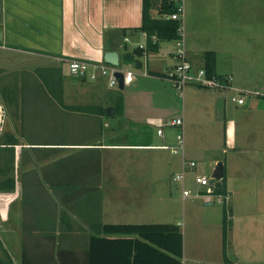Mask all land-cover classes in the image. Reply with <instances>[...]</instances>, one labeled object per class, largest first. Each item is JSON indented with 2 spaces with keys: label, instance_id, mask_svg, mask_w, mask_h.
Instances as JSON below:
<instances>
[{
  "label": "crops",
  "instance_id": "0c3cea01",
  "mask_svg": "<svg viewBox=\"0 0 264 264\" xmlns=\"http://www.w3.org/2000/svg\"><path fill=\"white\" fill-rule=\"evenodd\" d=\"M0 4V182L9 176L15 186L0 190V264H86L92 233L129 236L95 229L103 223L181 226L176 216L144 208L175 206L164 176L171 170V181L184 158L197 166L187 171L191 194L181 189V263L264 264V0H186L193 68L213 50L218 75L259 92L243 104L231 100L232 88L194 83L181 99L166 74L175 64L172 41L144 51L122 45L125 34L144 39L135 28L142 0ZM106 50H117L118 65L133 72L124 88L70 73L67 59ZM179 116L184 154L165 147L178 132L167 122ZM216 170L228 192L217 205L197 194L194 179ZM151 253L138 264H166Z\"/></svg>",
  "mask_w": 264,
  "mask_h": 264
},
{
  "label": "trees",
  "instance_id": "16d2710c",
  "mask_svg": "<svg viewBox=\"0 0 264 264\" xmlns=\"http://www.w3.org/2000/svg\"><path fill=\"white\" fill-rule=\"evenodd\" d=\"M174 6L172 0H143V21L140 26L135 28L140 33L148 34L147 48L134 47V50L144 51L152 47L156 48L160 41H172L177 36L178 20L163 16L165 13L171 12ZM154 33L158 36L156 42L151 39V35ZM124 47L126 48L127 45ZM204 59L207 74L218 75L215 70V52L213 50L205 51ZM8 180L9 184H6L7 181L0 182V190L14 189L13 178L8 176ZM220 186L217 191L227 194L225 185L220 184ZM95 229L118 235L129 234V236L107 237L92 233L86 264H138L142 260L145 250L152 252L153 259L161 260L165 257L166 264H173V262L182 264L179 257L183 256L184 244L183 231L179 224L171 222L103 223L95 226Z\"/></svg>",
  "mask_w": 264,
  "mask_h": 264
},
{
  "label": "built area",
  "instance_id": "2783aa9c",
  "mask_svg": "<svg viewBox=\"0 0 264 264\" xmlns=\"http://www.w3.org/2000/svg\"><path fill=\"white\" fill-rule=\"evenodd\" d=\"M174 2V9L165 13L163 16L178 20L177 36L172 40V56L175 60V64L167 71V77L171 80L173 86L177 88L180 96H184L185 87L194 83L198 86L226 89L232 88L236 92L231 96V100L243 104L247 95L258 94V91L242 90L233 86V75H208L205 67L197 69L193 68L191 61L188 58V52L186 47V32H185V0H172ZM143 40H132V36L127 34L123 37V46L127 43H132L135 47L142 49L147 48V36L146 32H141ZM151 39L153 42L158 40L157 34H152ZM68 68L71 74L80 78H88L95 80L100 76L106 78L107 83L110 86L118 85V77L115 75L116 71H121L124 74L125 83L129 82L133 78V72L126 70L119 65L111 64L105 60H92L85 58H70L67 59ZM167 124L176 125L178 132L176 134V142L173 145H165L169 147L174 153H185L186 137L184 120L181 116L175 117ZM163 132L162 128L158 129V133ZM197 166V161L194 159H183L182 168L172 175V180L180 182L182 185L183 196H189L191 191L185 186L187 171ZM197 184V194L200 195L207 202L224 203L228 199V195L218 192L221 187V177H214L213 175L197 174L194 177Z\"/></svg>",
  "mask_w": 264,
  "mask_h": 264
},
{
  "label": "rangeland",
  "instance_id": "374dc122",
  "mask_svg": "<svg viewBox=\"0 0 264 264\" xmlns=\"http://www.w3.org/2000/svg\"><path fill=\"white\" fill-rule=\"evenodd\" d=\"M185 3H186V0H185ZM202 29L203 30H207L208 28L205 29V22L203 21L202 23ZM186 32L188 33V28L186 30ZM114 88H118V85H115ZM185 90H186V87H185ZM185 90H184V95H185ZM176 91L177 93L179 94L180 91L176 88ZM231 91V95H230V98L233 94H235V91L233 90H230ZM180 96V95H178ZM181 99H183V96H180ZM169 151V150H168ZM167 150L165 151L166 153L168 152ZM173 161H172V165L173 166ZM165 165V170L167 169L168 166H170V164H168L167 162L164 163ZM204 164H201V166H204ZM208 165V164H207ZM168 170V169H167ZM166 170V171H167ZM171 170H169L168 172L165 173V176H164V179H165V185H166V188L168 189L169 186L171 185L172 187V190L174 191V195L172 196V200L175 202V206L174 205H168V204H162V203H150V204H147V206H145V210L146 211H152V210H156L158 212H163L164 215H167V216H170V217H173V216H176V219L177 220H180V224L183 227V223H184V212H183V200H182V197H181V189H182V185L180 182H175V181H169V173H170ZM210 172V171H209ZM207 172V173H209ZM171 178V177H170ZM188 185V183H186ZM260 183H258L257 181V186L259 185ZM259 189V188H257ZM43 190V189H42ZM215 205L217 204H224V203H217V202H214ZM153 215L154 212H152ZM183 231V230H182Z\"/></svg>",
  "mask_w": 264,
  "mask_h": 264
},
{
  "label": "water",
  "instance_id": "95a60500",
  "mask_svg": "<svg viewBox=\"0 0 264 264\" xmlns=\"http://www.w3.org/2000/svg\"><path fill=\"white\" fill-rule=\"evenodd\" d=\"M142 9H143V0H142ZM141 24H142V22H141ZM85 58L92 59V60H98V61L105 60L106 62H109L111 64H115V65H118L120 63L119 52L117 50H106L104 53L101 54V56L96 57V58H94V57H85ZM115 75L118 77V86L120 88H124L125 80H124L123 72L116 71ZM107 112L112 113V107H109L107 109ZM214 177H221V172L216 170L214 173Z\"/></svg>",
  "mask_w": 264,
  "mask_h": 264
}]
</instances>
